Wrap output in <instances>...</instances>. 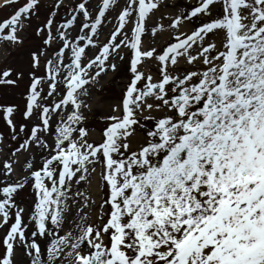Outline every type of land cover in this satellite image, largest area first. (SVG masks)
I'll use <instances>...</instances> for the list:
<instances>
[{
	"label": "snow or ice",
	"instance_id": "obj_1",
	"mask_svg": "<svg viewBox=\"0 0 264 264\" xmlns=\"http://www.w3.org/2000/svg\"><path fill=\"white\" fill-rule=\"evenodd\" d=\"M0 12V264H264V0Z\"/></svg>",
	"mask_w": 264,
	"mask_h": 264
},
{
	"label": "rangeland",
	"instance_id": "obj_2",
	"mask_svg": "<svg viewBox=\"0 0 264 264\" xmlns=\"http://www.w3.org/2000/svg\"><path fill=\"white\" fill-rule=\"evenodd\" d=\"M7 11H10V10H7ZM5 13L4 12H0V16H3Z\"/></svg>",
	"mask_w": 264,
	"mask_h": 264
}]
</instances>
